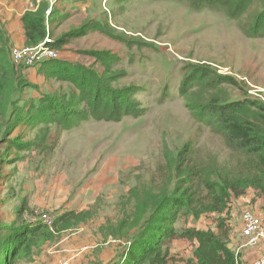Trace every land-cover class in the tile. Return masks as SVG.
Masks as SVG:
<instances>
[{
	"label": "rangeland",
	"instance_id": "374dc122",
	"mask_svg": "<svg viewBox=\"0 0 264 264\" xmlns=\"http://www.w3.org/2000/svg\"><path fill=\"white\" fill-rule=\"evenodd\" d=\"M40 3L48 5V0H39L38 6ZM92 3L86 12L80 8L71 14L63 10L62 1L52 15L45 17L48 31L57 25V33L90 21L99 23L98 28H87L82 35L69 38L56 58L112 74L115 87H140L134 99L142 112L137 118L124 116L117 122L91 119L75 122L64 130L46 124L43 131L40 126L33 130L25 126L14 129L12 135L19 132L21 141L34 144L25 151L11 150L8 157L15 162L3 166L5 179L0 180L3 233H10L9 229L21 223L43 222L50 228L57 214L67 210L90 208L91 213L85 223L61 231L54 240L32 250L31 256L17 259L15 264H56L63 260L78 264L85 251L97 246L104 249L105 243L117 245L123 251L126 243L118 238L94 242L85 224H97L103 217L117 218L115 205L122 202L121 196L152 174H160L166 146L174 154L186 143L220 148L219 138L195 118L179 95L183 69L188 65H207L220 74H231L242 81L248 95L264 103V36L246 35L241 22L230 19L225 8H193L188 0H92ZM3 22L6 27L7 22ZM23 38L22 44L11 42L10 59L15 65L33 68L49 61L42 58L31 64L25 58L14 62L13 48L33 50L36 46L27 45L24 34ZM37 69L38 75L36 68L26 74L27 80L38 88L26 90L28 101H38L42 93H53L66 84L54 76H44L45 70L42 74ZM225 90L233 97L240 95L229 87ZM213 216H201L197 221L182 218L177 227H213ZM229 216L231 233L238 235V217ZM192 252L190 242L173 241V257L168 264H187ZM240 253L237 250L234 253L239 260Z\"/></svg>",
	"mask_w": 264,
	"mask_h": 264
},
{
	"label": "trees",
	"instance_id": "16d2710c",
	"mask_svg": "<svg viewBox=\"0 0 264 264\" xmlns=\"http://www.w3.org/2000/svg\"><path fill=\"white\" fill-rule=\"evenodd\" d=\"M188 2L193 8L223 7L230 19L241 22L246 35L264 36V0ZM40 5L20 18L27 45L41 43L47 34V3ZM54 12L53 8L51 15ZM96 27V21L63 33L56 32L57 25L51 27L50 46L59 51L69 38ZM10 48V33L0 20V180L5 179L3 166L15 162L9 152L25 151L34 144L21 141L19 132L12 135L15 128L40 126L43 131L46 124L64 130L88 119L117 122L124 116H140L142 109L134 99L140 87H115L114 75L63 58L44 60L32 69L36 68L35 75L37 68L40 73L45 70L44 76L66 84L53 93H42L38 101H28L26 90L38 88L27 80L29 68L11 61ZM183 71L179 95L195 118L219 138L220 148L186 143L174 154L166 146L160 174H152L121 196L122 202L115 205L117 218L103 217L97 224H85L94 242L118 238L126 248L120 251L117 245L105 243L104 249L97 246L85 251L78 264H168L173 241L192 244L187 264H240L231 246L229 214L232 200L250 190L254 192L251 202L264 199V103L248 95L242 81L231 74L192 64ZM226 87L236 90L239 97L230 95ZM208 214L215 215L213 227H177L182 218L197 221ZM90 216V208L72 209L59 212L50 228L43 222L21 223L9 229V235L3 233L5 227L0 228V264H15L17 259L31 256L32 250L54 240L61 231L85 223Z\"/></svg>",
	"mask_w": 264,
	"mask_h": 264
},
{
	"label": "crops",
	"instance_id": "0c3cea01",
	"mask_svg": "<svg viewBox=\"0 0 264 264\" xmlns=\"http://www.w3.org/2000/svg\"><path fill=\"white\" fill-rule=\"evenodd\" d=\"M32 1L33 0H0V10L3 11V21L7 22L6 27L10 32L11 42L14 43L13 45L22 44L24 42L23 29L20 18L25 11H34L37 9L39 0H36L35 3H33ZM62 1L64 2L63 10L65 9L66 12L68 10V13L71 14L77 13L80 8L83 11H87L89 7H92L93 5L92 0H59L58 3H61ZM53 8L57 9V4ZM29 70L31 72L32 68H29ZM253 198L254 192L250 190L246 195L239 198H234L232 200V206L230 208L231 216L234 215L235 217H238V219H236L237 224L239 225L237 230L238 235H232L231 233V246L233 247L232 249L234 250V253L236 250L241 252L240 264H251L252 261H254V258H257L264 252V236L261 239V243L259 244V246L253 248L245 245V239L242 234L243 226L241 216L243 212L254 211L261 217L264 223V199L255 198V200L251 202Z\"/></svg>",
	"mask_w": 264,
	"mask_h": 264
},
{
	"label": "built area",
	"instance_id": "2783aa9c",
	"mask_svg": "<svg viewBox=\"0 0 264 264\" xmlns=\"http://www.w3.org/2000/svg\"><path fill=\"white\" fill-rule=\"evenodd\" d=\"M59 2V0H48V5L44 11L45 17L52 12L53 7ZM47 34L44 40L37 44L33 50H28L26 48H13L11 52V58L14 62L22 61L25 58L28 63L33 64V62L41 61L40 59H53L56 58L58 50L51 47L52 38L48 34V27L46 26ZM30 64V65H31ZM37 65V64H36ZM47 219V218H45ZM242 221V234L245 239V245L249 247H258L261 243V239L264 236V223L261 217L254 214L251 211H245L241 216ZM56 264H70L67 260L59 261ZM252 264H264V252L259 255Z\"/></svg>",
	"mask_w": 264,
	"mask_h": 264
}]
</instances>
